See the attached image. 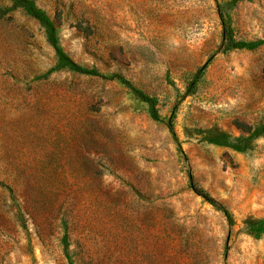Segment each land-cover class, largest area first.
<instances>
[{
    "label": "rangeland",
    "instance_id": "obj_1",
    "mask_svg": "<svg viewBox=\"0 0 264 264\" xmlns=\"http://www.w3.org/2000/svg\"><path fill=\"white\" fill-rule=\"evenodd\" d=\"M0 264H264V0H0Z\"/></svg>",
    "mask_w": 264,
    "mask_h": 264
}]
</instances>
